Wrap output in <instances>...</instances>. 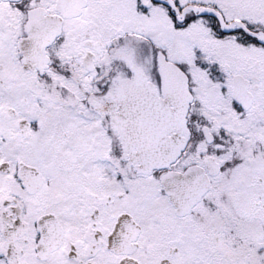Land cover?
Here are the masks:
<instances>
[{"label":"snow or ice","instance_id":"snow-or-ice-1","mask_svg":"<svg viewBox=\"0 0 264 264\" xmlns=\"http://www.w3.org/2000/svg\"><path fill=\"white\" fill-rule=\"evenodd\" d=\"M0 264H264V0H0Z\"/></svg>","mask_w":264,"mask_h":264}]
</instances>
